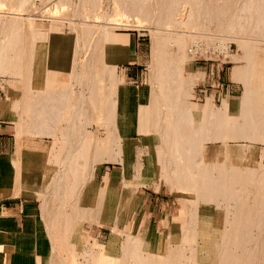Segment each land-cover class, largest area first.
I'll list each match as a JSON object with an SVG mask.
<instances>
[{
	"label": "bare ground",
	"instance_id": "obj_1",
	"mask_svg": "<svg viewBox=\"0 0 264 264\" xmlns=\"http://www.w3.org/2000/svg\"><path fill=\"white\" fill-rule=\"evenodd\" d=\"M36 1L0 0V10L15 11L16 15H0V77L10 75L17 79L14 81L21 83L22 77L30 70L35 45L53 34L45 25L33 28L32 18L18 17L27 8L29 11ZM55 1L40 0V5ZM60 2L53 9L57 13L65 5ZM108 2L112 5L108 10L110 14L104 12L106 8L103 10ZM67 3L72 7L69 14L74 22H71V27L77 34L75 55L81 61L75 78L81 94L78 109L72 112L74 127L66 129L78 133L80 137L84 134L87 125L98 115L95 103L100 101L99 91L107 74L113 92H110L112 96L106 98L110 110L105 123L102 121V127L112 135L111 150L106 151L110 161H117L119 153H115L114 145H121L120 140L124 136L145 130L143 125L123 124L120 121L122 112L121 118L118 117L116 92L119 82L116 84V67L89 60L102 59L103 54L100 56L98 52L103 53L104 45L112 43L119 29L115 22L122 16L147 22L154 41V58L158 54L151 67L154 81L152 93L157 108L150 125L157 120L159 141L157 148H149L150 156L145 169L142 168L137 178L129 175L126 182L145 181L150 176V168L160 163L175 188L180 184L194 193L195 197L187 200L184 211L190 214L191 222L187 231L175 241L182 254L185 244L190 245L192 264H263L264 202L257 200L252 204L241 198L239 186L246 183L251 175H256V179L264 178V166L255 171L252 158L228 153L219 155L207 144L230 137L264 143V0H67ZM89 6L93 9L89 10ZM83 16L88 23H78ZM97 18L103 20V26L95 27L92 24V19ZM161 24L166 27L159 32L157 26ZM185 28L201 32L189 34L183 30ZM211 29L222 34H207ZM229 38L244 51L240 59L245 62L241 79L246 91L239 112L232 113L227 105L221 111L206 108L202 114H196L189 101V77L194 70L185 53L186 45L190 43L193 51L199 54L216 51L229 54ZM23 121L20 118L19 130ZM69 123L68 126H71ZM51 132L54 135L56 131ZM80 147L79 142L71 147L64 165L61 163L63 168L58 181L63 180L71 157ZM121 150L124 154L127 148L122 147ZM96 161L103 162L104 159L97 158ZM112 194L110 190L102 189L98 197L105 200ZM133 194L124 192L121 198L129 201ZM209 202L225 205L226 210L210 215L202 209V205ZM199 216H204L207 222L200 220ZM253 231L258 232L256 237Z\"/></svg>",
	"mask_w": 264,
	"mask_h": 264
},
{
	"label": "crops",
	"instance_id": "obj_2",
	"mask_svg": "<svg viewBox=\"0 0 264 264\" xmlns=\"http://www.w3.org/2000/svg\"><path fill=\"white\" fill-rule=\"evenodd\" d=\"M121 34L128 35L129 43L106 44L102 59L89 60L116 67V75L121 81L116 79V84L119 82L116 92L119 119L121 111L125 112L128 104L138 106L144 102L143 90L148 89L141 69L146 62L142 49L143 40L132 34ZM115 36L113 40L118 37L116 33ZM76 46L75 35L66 30L49 35L46 40L38 42L34 47L30 70L23 79L20 78L22 84L16 82L14 77L7 78V83L12 81V84L9 82L4 96H0V264H55L54 259L57 253H60L55 246L63 242V236L70 229L74 231L73 221L83 216L81 231L85 232L87 242L96 240L103 246L107 256L121 258L126 244L125 229H129V241L137 247L130 252L134 264L185 262L187 255L192 254L191 247L185 244L182 254L175 241L180 238L181 233L187 231L191 222L190 214H181V201L190 198L189 194L160 185L159 182L147 187H144L145 181L126 182L129 175L136 178L140 175L141 171L138 175L135 174L134 167L146 154L145 136H124L120 140L121 145H114L115 153H119L116 160L121 166L119 163H104L106 160L110 161L106 155L107 149L111 150L110 140L103 139L102 143H99L97 138L89 140L88 126L94 119L87 125L81 137L78 133L66 129L74 127L72 112L78 109L81 94L75 78L79 73L78 64L81 61L75 55ZM99 97L105 104L102 110L106 118L110 110L109 104L106 103L108 94ZM19 100L22 103L19 104ZM19 117L21 121L24 119L21 122V130L18 128ZM69 119L72 123H69ZM67 122L71 126H68ZM93 127L94 125L91 126ZM60 128L66 138L67 148L57 172L52 174L61 157L57 151H51L52 144L61 142L57 133ZM46 129L50 135H47ZM49 130L53 133L56 131V134L52 135ZM123 140L134 148L132 168H128L124 163L121 148L126 149L127 146L123 145ZM77 142L80 143L81 149L71 157L69 166L63 173V180L58 181L62 165L71 147ZM86 156L90 169L97 164L93 181H101L107 176V182H103L96 189L95 183L86 179L76 201L70 202L69 195H65L66 191L74 182L75 174L79 172V160ZM97 158H103L104 161L97 162ZM104 164L111 166H107L105 172L101 170ZM129 169L132 172L129 173ZM102 189L110 190L113 194L108 199L100 200L98 195ZM83 190L88 201L87 210L82 207ZM128 191L134 192L129 201L121 198L124 192ZM93 193L95 199H89ZM168 194L175 195L169 197ZM55 197L59 198V204L56 205L57 209L54 202L51 204L50 207H55L56 214L51 217L54 220L49 222L47 215L49 216L48 213L52 210L47 208V205L43 206ZM65 208H68L70 213ZM199 217L207 222L204 216ZM56 228L65 233L59 232L60 234L55 235ZM74 232L73 236L76 237L77 228ZM188 260L189 264H192V255Z\"/></svg>",
	"mask_w": 264,
	"mask_h": 264
},
{
	"label": "rangeland",
	"instance_id": "obj_3",
	"mask_svg": "<svg viewBox=\"0 0 264 264\" xmlns=\"http://www.w3.org/2000/svg\"><path fill=\"white\" fill-rule=\"evenodd\" d=\"M56 1L57 2L61 1L63 4H65L63 7H61L58 10V13L55 12V10H53L57 5ZM56 1L48 4L49 6L47 4L41 6L40 0L39 1L37 0L33 5V7L29 9V11L27 10L28 9L27 8L25 11L21 12L18 15V17H25L27 19L32 18L34 23L32 25L33 28L37 29L39 28V26L41 27V25H45L48 27L50 31L53 32V34L61 33L64 30L71 32L75 35L77 42V36H76L77 34L75 30L71 27V22L74 21L70 20V14H69L72 7L67 3V0H56ZM109 4H110L109 2L105 3L103 6V10L106 8L104 12H108L110 14L111 11L108 10H111L112 5ZM88 8L89 10L93 9L92 6H89ZM0 15L16 16L15 11L11 12L10 10L7 9L0 10ZM87 21L88 20H86V18L83 16L82 18H79V22L78 21L76 22L84 24V23H88ZM92 21H93L92 24L95 25V27L103 26V20H101L100 18L92 19ZM115 23H118L120 27L117 25L119 29L116 30V35L118 37L115 40H113L111 44L117 42L129 43L128 35H122L121 33L132 34L143 40L142 49L146 57L145 59L146 62L144 63V66L141 68L144 73V82L148 83V89L143 90L144 102L138 106L134 104H128L126 111L125 112L121 111L122 119H120V121L123 124L143 125V128L145 129L140 133H136L145 136L147 142L144 146L146 150V154L143 155L142 160L137 162L136 166L134 167L135 174L138 175L139 171H142L141 168L145 169L146 165L148 164L149 156H150L149 148L150 147L157 148L159 141V134L156 132L157 120L154 121L152 126L150 125L151 122L153 121L152 119L154 117V113L157 108V103L155 102V98L152 93V88H153L152 83L154 85V81L152 79L153 77H151L153 75L151 67L154 66V60L155 58L156 59L158 58V54H156L154 58L153 55L154 41L151 35L150 25L147 22H143V21L139 22L138 18L129 19L122 16ZM165 27L166 26L164 24L158 25L157 31L162 32ZM172 29L175 31V28ZM183 30L189 34L191 33L194 35L199 34L201 32L195 29H187V28ZM206 33L210 35L222 34L214 29L207 31ZM228 47L230 49V50L228 49L230 51L229 54H226L221 51H216L213 53L209 52L207 54H203V53L199 54L193 51L192 45L190 43L186 45L185 53L190 58L189 65L194 70L192 75H190L189 77L191 83V90H190L191 94L189 101L192 110L196 114H202L206 108H210L214 111H221L227 105L230 106L231 109L230 111H232V113L239 112L238 109L241 106V102L246 91L245 85L241 79V75L245 67V62L240 58L243 57L244 51L240 49L238 44L231 38L228 39ZM98 53L100 56H102L103 54L101 53V51H99ZM105 76L106 77L102 81L103 87L99 91L100 93L99 96L101 97L102 94L111 95L110 92L111 93L113 92V89L110 88L111 87L110 78H108L107 74ZM185 76H187V73H185ZM5 77L8 79H12L10 75H5ZM115 78L117 79V81L121 82L118 79L116 72H115ZM9 82L11 84V81H8V83ZM8 83H6V86L8 85ZM127 86L128 88H130L129 85ZM5 88H4V94H5ZM104 105L105 104H103L101 101H99V103H95V106H97L96 113L98 115L88 126L89 140L90 139L93 140V138H97L99 143H102L101 140L103 139L110 140L112 138L111 133L107 131V129L102 127L103 123H105V113L104 110H102V107ZM92 125H94L93 128H91ZM57 133L60 135L59 139H61V142L58 143L56 142L52 144L51 151H57L58 153L61 154V157L58 163L56 164V168L52 174H55L57 172L60 161L63 158L65 150L67 148L65 142L66 138L65 136L62 135L61 128L58 130ZM56 137L53 138L56 139ZM123 145H125V147L127 146L126 154H123L124 155L123 159H125L124 163H126V166L128 168H132L133 165L131 159L134 156L133 154L134 148L131 144L127 143L124 140H123ZM207 147L212 149L213 151H216L219 155H222L223 153H228L229 155L238 154L243 157H250L252 158V162L254 165L253 170L255 171L262 165L264 166V143L262 142H250L247 140H239L237 137H230L225 141L220 140L217 142H210L207 144ZM49 161L52 162L51 160ZM79 161H80V165H79L80 167H78L77 169L79 170V172L75 174L74 182L70 184L65 194V195H69L70 202L73 200L76 201L79 191L81 190L82 192V185L86 179H91V182L93 181V176L97 165L94 164L92 169H90V167L87 166L89 162L88 156H86L83 159H80ZM104 163H119L121 165L120 162L109 161V160H106ZM107 166L110 165L104 164L101 170L105 172L107 170ZM129 170H130L129 173L132 172L131 169ZM121 174L123 180V167L121 169ZM149 175H150L149 178H146L145 180L144 187H147L151 184H155V182L157 183L159 182L160 185L169 186L173 190H180L185 194H189L188 197L190 198H184L181 201L182 204L181 214L183 215L187 207L186 200L193 199L195 197L194 193L182 189L180 184H177V187L179 188L177 187L175 188L174 186H172L170 182V178L164 174V167L160 163H157L156 166L150 168ZM105 181L107 182V176H105L101 181H93L95 183V188L97 189L98 186ZM121 184H123V181L121 182ZM111 190L115 191L113 189ZM239 191H240V197L251 202L252 204L255 203L257 200H262L264 202V178L256 179V175L248 176L247 182L239 186ZM173 195H169V197ZM95 197L96 196L93 193L92 195H90L89 199H95ZM53 202L56 206L57 204H59V198L55 197L50 203L44 204L43 206L46 207L45 205H47V208H50V210H52L48 213L50 217L47 215V220L49 222H51V220L52 221L54 220L51 217L52 216L54 217V215L56 214L55 207L52 209L50 207ZM87 202L88 201L85 199V192L83 190L82 207L86 210H87L86 208ZM42 203H44V200ZM202 206H203L202 209L207 210L210 215L218 214L219 210H226L225 205L220 206L215 202L212 203L209 202L208 204H204ZM68 213H70L69 209H68ZM83 218L84 216L80 219H76L72 223V225L74 226V231L77 228L76 237L73 236L75 232L74 231L72 232V230L70 229L67 232V234L63 236L64 237L63 242L58 246H55V248L60 252L57 253L54 259L55 264H134V259L132 258L131 256L132 254L130 252L132 249H136L137 247L131 245L129 241V236L131 234L129 229H125L126 244L124 246L123 255L121 256V258L110 257L105 255L103 246L97 243L96 240L87 242L86 239L87 236L85 232L81 231V222L84 221ZM59 224L61 225L60 221ZM96 225L99 227H103L102 225L99 224ZM55 232H56L55 235H57L60 234L59 232L62 231L59 228H56ZM171 234H173V231L171 232ZM252 234L254 237H256L258 232L253 231ZM49 241L51 248L52 243L50 239ZM191 255L192 254L189 253L187 255V259L185 260V262H182L180 264H189L188 259L191 257Z\"/></svg>",
	"mask_w": 264,
	"mask_h": 264
},
{
	"label": "built area",
	"instance_id": "obj_4",
	"mask_svg": "<svg viewBox=\"0 0 264 264\" xmlns=\"http://www.w3.org/2000/svg\"><path fill=\"white\" fill-rule=\"evenodd\" d=\"M7 78L5 76L0 77V96L4 94V88L6 87Z\"/></svg>",
	"mask_w": 264,
	"mask_h": 264
}]
</instances>
